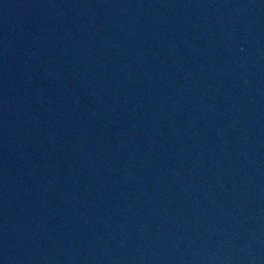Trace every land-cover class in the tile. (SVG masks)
Wrapping results in <instances>:
<instances>
[{"label": "water", "instance_id": "1", "mask_svg": "<svg viewBox=\"0 0 264 264\" xmlns=\"http://www.w3.org/2000/svg\"><path fill=\"white\" fill-rule=\"evenodd\" d=\"M0 264H264V0H0Z\"/></svg>", "mask_w": 264, "mask_h": 264}]
</instances>
